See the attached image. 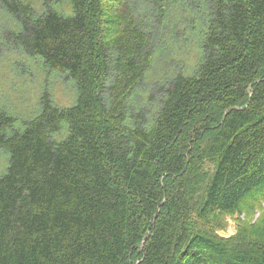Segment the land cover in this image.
<instances>
[{
  "label": "trees",
  "instance_id": "trees-1",
  "mask_svg": "<svg viewBox=\"0 0 264 264\" xmlns=\"http://www.w3.org/2000/svg\"><path fill=\"white\" fill-rule=\"evenodd\" d=\"M41 3L0 0L19 26L8 43L77 97L60 108L44 94L22 132L0 109V264H264L257 223L217 234L264 211V0ZM172 7L176 24L189 12L196 62L147 111L152 36Z\"/></svg>",
  "mask_w": 264,
  "mask_h": 264
},
{
  "label": "rangeland",
  "instance_id": "rangeland-1",
  "mask_svg": "<svg viewBox=\"0 0 264 264\" xmlns=\"http://www.w3.org/2000/svg\"><path fill=\"white\" fill-rule=\"evenodd\" d=\"M21 1L30 4L37 14L43 11L41 0ZM185 9V7L182 9L186 21L184 24H176L181 10L172 7L165 15L164 22H167L168 27H171V22L167 18L172 19L177 29L170 32L164 24L163 28H158L159 31H154V37L152 36L155 59L146 80L140 87V89L150 91L154 98L147 105V111H154L157 104L154 101L160 97V89L167 85L171 75L181 69L185 73H190L196 62L195 41L190 34H186V32L189 33V24L192 21L189 12H186ZM53 10L63 16L72 15L69 1L53 3ZM142 17L147 21V17ZM18 30L19 26L17 28L15 19L0 7V109L15 118L14 129L22 132L23 122L33 119L40 113V102L44 94H48L52 103L60 108L72 106L76 101L77 94L71 80L48 70L42 65L41 58L29 57L22 50L12 46V43H8L9 33ZM192 41L193 44H191ZM149 119H151V114ZM65 126L51 136L52 140L59 141L65 138L67 134ZM8 162L9 154L0 150V176L6 173ZM262 215H264V211L257 210L247 216L226 217L225 230L217 231V234L229 238L236 233L239 225L257 223L256 230L259 231V234L264 235V216Z\"/></svg>",
  "mask_w": 264,
  "mask_h": 264
}]
</instances>
